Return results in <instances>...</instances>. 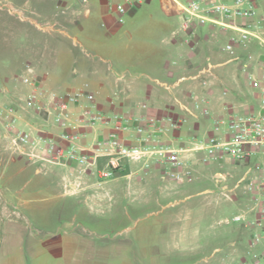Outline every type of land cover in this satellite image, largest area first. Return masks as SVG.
Returning a JSON list of instances; mask_svg holds the SVG:
<instances>
[{
	"label": "crops",
	"instance_id": "obj_1",
	"mask_svg": "<svg viewBox=\"0 0 264 264\" xmlns=\"http://www.w3.org/2000/svg\"><path fill=\"white\" fill-rule=\"evenodd\" d=\"M60 1V6L51 0L36 1L37 13L49 21L48 36L43 38V42L36 41L35 45H24L21 49L30 55V59L18 68L17 73L9 71L8 77L0 78V264H47L51 258L58 259L59 264H84L88 239L77 228L73 231L68 223L59 222L56 225V219L51 218V209L61 201V195L72 194L73 189L80 192L83 189L81 193L92 196L94 203L91 207L94 209L104 207H97L99 197L114 194L103 186L106 181L101 180L98 170L83 171L72 163L52 162L44 149L19 147L11 141L14 133L20 131L30 132L35 137L58 138L62 128L55 121L53 113L44 110L38 112L25 104L23 99L32 91H57L62 94L71 89L65 85L68 64L74 59L80 67L79 70L90 64L87 57L91 54L85 49V44L97 51L104 50L105 53L106 45L120 31L119 23L124 14L134 13V8H139L144 2L131 0L125 7V12L120 13L113 0ZM153 1L176 24L170 33L161 39L160 45L142 46L140 53L144 57L139 56L131 62L133 66L145 68L148 72L146 74L151 76L153 82L139 80L137 77L100 74L89 80H82V86L90 85L92 88L71 90L92 92L97 106L107 112L121 110L127 115L141 113L149 120L159 122L164 115H172L180 122V127L159 135V140L176 148L191 149L197 144L210 142L215 135L228 137L229 134L224 131L225 125L221 126V133L214 130L215 120L225 116L228 111H250L264 115V108L260 105V89L253 84L254 78L262 77L264 69V21L251 28L253 35L247 42V48H242L240 43L235 42L234 51L231 53L224 46L232 37L238 36L239 31L223 29L211 21L203 24L195 21L188 31H183L179 5L173 4L171 0ZM261 7L254 16V21L259 20ZM212 16L220 17L219 14ZM94 18L106 20L105 31H95L98 29L92 25ZM224 19L230 24L238 25L245 21L241 17ZM66 30H72L74 35L71 36ZM3 31L7 36H32L29 30ZM78 36L82 40L78 39ZM62 40L79 48L80 54L73 53L71 47L62 44ZM9 41L10 38L7 37L6 43ZM96 55V66H99L101 61L107 64L108 70L112 69L107 58L100 53ZM245 62L249 63L247 68H244ZM26 64L33 69L32 75L36 83L32 85L25 84L20 79ZM93 71L97 74L98 69ZM199 72L203 73L199 78L193 79ZM99 78L101 81H98ZM204 79H207L205 87L201 84ZM47 95L39 97L43 104L48 102ZM194 95L205 100L202 105L204 109H208V113L194 107ZM10 105H15L17 109L11 119L1 112ZM72 110L78 113L80 107L74 106ZM82 132L84 136L81 143L88 145L94 138L106 135L107 131L82 128ZM125 141L129 144L137 143L133 133L125 135ZM31 152L35 155L32 156ZM202 154L203 151L199 150L186 153L191 169L189 178L179 181L173 172H167L165 175L159 172L158 179L164 184L170 177L178 183L197 179L190 165L196 162V155ZM263 161L264 154H258L247 166L243 162L232 160L212 162L226 168L225 173L218 170L214 175L221 174L224 179L231 181L232 178L246 173L248 167H254ZM131 162L123 160L120 168L131 166ZM13 165L17 168L15 171L9 169ZM100 166L105 169L108 167V156L99 157L98 168ZM148 172L131 170L126 175L134 180L141 177L146 179L150 175ZM180 190L183 192L184 188L178 191ZM229 190L233 191L232 188ZM161 191L167 193V188L163 185ZM86 203L89 204L88 198ZM25 210L42 217L36 227ZM260 247L263 248L264 244Z\"/></svg>",
	"mask_w": 264,
	"mask_h": 264
},
{
	"label": "rangeland",
	"instance_id": "obj_2",
	"mask_svg": "<svg viewBox=\"0 0 264 264\" xmlns=\"http://www.w3.org/2000/svg\"><path fill=\"white\" fill-rule=\"evenodd\" d=\"M36 1L0 0V78L8 77L9 71L17 73L30 59L21 49L24 45H35L36 41L43 42L48 36L49 21L37 13ZM51 1L58 6L62 3ZM130 1L113 0V3L116 7L119 4L126 7ZM134 9V13L124 14L119 23L120 31L106 45L105 53L85 44L91 54L87 57L90 64L79 70L73 59L67 66L66 87L90 89V85L82 86V80L100 74L153 82L145 68L133 66L131 62L139 56L144 57L140 53L142 46L160 45L161 39L176 24L153 0H144ZM106 23L103 18L92 20L98 32L106 30ZM3 30H29L32 36H7ZM66 31L74 35L72 30ZM78 39L82 40L80 36ZM61 42L71 47L73 53H79V48L64 40ZM96 53L109 60L111 70L101 61L99 66L95 65ZM96 69L97 74L93 71ZM201 156L196 155V162L190 165L197 179L178 183L170 177L165 184L158 179V173L167 174L166 168L156 164L145 168L141 161L131 160V166L118 167L112 177L100 175L101 180L106 181L103 186L114 192L99 197L97 207L104 206L102 209L91 207L94 200L81 193L83 189L81 192L73 189L72 194L61 195V201L51 209V218L56 219V225L62 222L68 223L73 231L77 228L88 239L84 264H238L251 247L257 231L247 224L254 216L249 195L241 188L229 190L240 176L231 181L217 180L214 172L225 173L226 168L212 162L215 160L204 162ZM9 169L15 171L17 168L13 165ZM98 169L105 170L102 166ZM131 170L149 171L150 175L134 180L126 175ZM163 185L167 193L161 191ZM180 188H184L183 192L178 191ZM25 213L34 227L41 222L38 221L41 216H35L30 210ZM237 214L244 216L241 220H233ZM262 244L263 241L254 245V250H261ZM46 263L59 264V260L51 258Z\"/></svg>",
	"mask_w": 264,
	"mask_h": 264
},
{
	"label": "built area",
	"instance_id": "obj_3",
	"mask_svg": "<svg viewBox=\"0 0 264 264\" xmlns=\"http://www.w3.org/2000/svg\"><path fill=\"white\" fill-rule=\"evenodd\" d=\"M173 4L179 5L182 12V30L188 31L195 21L203 24L211 21L220 25L223 29L230 28L240 33L232 37L224 48L233 52V44L240 43L242 48H247V42L253 33L252 27H257L260 21H264V0H187L179 3L171 0ZM262 6V13L259 20L253 18ZM116 9L123 13L125 6L119 4ZM219 14L220 17L212 16ZM244 18L245 21L238 24H230L224 18ZM249 66L244 63V68ZM32 66L26 64L20 79L25 84H34L35 78L32 75ZM201 73L195 74L192 78H199ZM203 87L207 85V79L201 80ZM253 84L260 89V105L264 108V69L260 79H253ZM43 94H48L47 104H43L39 98ZM196 109H204L201 100L194 95ZM25 104L32 106L38 112H52L55 121L62 128L58 138L53 136H32L30 132L20 131L11 137L14 145L30 146L32 150L44 149L50 156L49 160L58 163H72L79 169L87 171L89 169L98 170L104 177H112L114 169L120 167L121 162L127 160H138L143 163V167L148 168L152 164L162 166L168 172L175 173L176 178L182 181L189 178L191 169L188 164L187 152L203 151L202 161H223L232 160L243 162L246 166L255 155L264 154V115L239 110L228 111L223 117L217 118L214 130L221 133V126L225 125V132L228 137L215 135L211 141L205 144H197L191 149L176 148L160 142L159 135L169 129H178L180 122L172 115L166 114L161 121L149 120L144 114L127 115L121 110L107 112L100 109L95 102L94 94L84 90H65L62 94L57 91H32L23 99ZM79 106L78 113H74L72 108ZM145 107V105H142ZM16 106L10 105L4 108L3 112L7 118H13L16 114ZM82 128H95L106 130V135L94 138L93 141L84 145L81 140L84 136ZM133 133L137 143L129 144L125 141V135ZM34 156V152L30 153ZM101 156H108L107 170L98 169V159ZM217 180L223 178L221 174L216 175ZM241 188L249 195L251 210L254 216L248 220L247 224L255 227L251 247L240 258L238 264H264V247L254 250V245L259 242L264 243V161L254 167H248L232 187V190ZM243 214H237L232 219L241 220Z\"/></svg>",
	"mask_w": 264,
	"mask_h": 264
},
{
	"label": "trees",
	"instance_id": "obj_4",
	"mask_svg": "<svg viewBox=\"0 0 264 264\" xmlns=\"http://www.w3.org/2000/svg\"><path fill=\"white\" fill-rule=\"evenodd\" d=\"M117 169H118V168H115L114 171L117 170Z\"/></svg>",
	"mask_w": 264,
	"mask_h": 264
}]
</instances>
